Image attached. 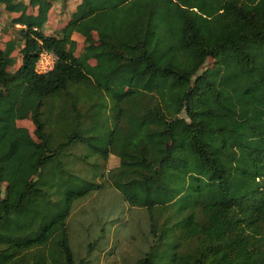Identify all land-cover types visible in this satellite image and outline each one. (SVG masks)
<instances>
[{
  "label": "trees",
  "instance_id": "16d2710c",
  "mask_svg": "<svg viewBox=\"0 0 264 264\" xmlns=\"http://www.w3.org/2000/svg\"><path fill=\"white\" fill-rule=\"evenodd\" d=\"M58 1L0 0V264H82L69 217L110 157L151 235L134 264H264V0H79L48 35Z\"/></svg>",
  "mask_w": 264,
  "mask_h": 264
},
{
  "label": "rangeland",
  "instance_id": "374dc122",
  "mask_svg": "<svg viewBox=\"0 0 264 264\" xmlns=\"http://www.w3.org/2000/svg\"><path fill=\"white\" fill-rule=\"evenodd\" d=\"M78 1L53 2L48 12L44 32L48 35L58 34L67 23ZM27 12L36 14V9L28 7ZM15 16L17 14L8 15L0 6V46L2 48L9 40L19 39L17 34L19 27H13L11 24V18ZM73 38L77 41L78 50H80L83 38L78 34H75ZM16 54V51L13 52L14 56ZM105 117L104 122L107 120L109 122H106V128L101 130L100 147L102 148L105 147L104 141L109 136L108 124L112 123L111 118ZM18 125L26 127L33 135L35 127L30 120L19 121ZM86 152L90 157L93 155L91 149H87ZM116 165L117 160L110 157L108 162L102 161V169L95 168L94 172L99 174V177L91 176L89 180L101 184V188L76 202L69 217L70 243L76 258L82 264H134L136 258L146 250L147 241L151 240L148 222L142 211L129 208L121 196L105 181V177L100 176L101 172L105 173ZM82 166L81 164L80 167ZM86 169L83 168V170ZM85 176L90 177V174ZM103 226L105 229L101 230Z\"/></svg>",
  "mask_w": 264,
  "mask_h": 264
},
{
  "label": "built area",
  "instance_id": "2783aa9c",
  "mask_svg": "<svg viewBox=\"0 0 264 264\" xmlns=\"http://www.w3.org/2000/svg\"><path fill=\"white\" fill-rule=\"evenodd\" d=\"M55 56L47 51H42L39 54L35 69L38 73H45L53 68Z\"/></svg>",
  "mask_w": 264,
  "mask_h": 264
},
{
  "label": "crops",
  "instance_id": "0c3cea01",
  "mask_svg": "<svg viewBox=\"0 0 264 264\" xmlns=\"http://www.w3.org/2000/svg\"><path fill=\"white\" fill-rule=\"evenodd\" d=\"M17 27H20L19 25H16Z\"/></svg>",
  "mask_w": 264,
  "mask_h": 264
}]
</instances>
